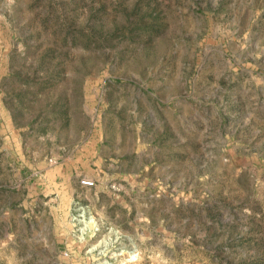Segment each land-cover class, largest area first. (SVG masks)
I'll return each mask as SVG.
<instances>
[{"label":"rangeland","instance_id":"374dc122","mask_svg":"<svg viewBox=\"0 0 264 264\" xmlns=\"http://www.w3.org/2000/svg\"><path fill=\"white\" fill-rule=\"evenodd\" d=\"M0 264H264V0H0Z\"/></svg>","mask_w":264,"mask_h":264},{"label":"built area","instance_id":"2783aa9c","mask_svg":"<svg viewBox=\"0 0 264 264\" xmlns=\"http://www.w3.org/2000/svg\"><path fill=\"white\" fill-rule=\"evenodd\" d=\"M84 185L87 187H91V186H94V183L88 181V182H85Z\"/></svg>","mask_w":264,"mask_h":264}]
</instances>
